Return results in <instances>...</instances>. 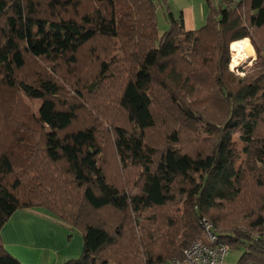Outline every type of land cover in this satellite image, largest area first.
Listing matches in <instances>:
<instances>
[{
  "label": "trees",
  "instance_id": "trees-1",
  "mask_svg": "<svg viewBox=\"0 0 264 264\" xmlns=\"http://www.w3.org/2000/svg\"><path fill=\"white\" fill-rule=\"evenodd\" d=\"M160 1L161 34L153 0H0V230L43 208L82 236L63 264H165L206 222L264 264V0H208L191 31ZM0 264H22L1 238Z\"/></svg>",
  "mask_w": 264,
  "mask_h": 264
},
{
  "label": "crops",
  "instance_id": "crops-1",
  "mask_svg": "<svg viewBox=\"0 0 264 264\" xmlns=\"http://www.w3.org/2000/svg\"><path fill=\"white\" fill-rule=\"evenodd\" d=\"M168 5L174 17L177 13L182 17L187 31L198 29L205 22L208 0H168ZM249 47L253 53L250 44ZM57 222L55 217L16 211L0 230L2 244L22 264H63L79 256L82 250L78 255L75 234L72 235L69 227ZM165 264L173 263L169 261Z\"/></svg>",
  "mask_w": 264,
  "mask_h": 264
},
{
  "label": "rangeland",
  "instance_id": "rangeland-1",
  "mask_svg": "<svg viewBox=\"0 0 264 264\" xmlns=\"http://www.w3.org/2000/svg\"><path fill=\"white\" fill-rule=\"evenodd\" d=\"M153 1L157 4L156 5L157 6V8H156V17H157L158 31L161 34L168 28V21H167L166 15H165V6L162 5L163 2L161 3L160 0H153ZM166 7H167V5H166ZM170 9H171V7H170ZM176 17H179V13L176 14ZM248 40H249V42H250V44L252 46L253 53H251L249 44H247V42L245 40H239V41H244L248 45V50L247 51L249 52L248 53L249 58L244 59L242 61L239 59L238 60L239 63L236 64V66H235V63L232 62V54L230 52V65H229V68L236 75H241L243 73L241 71L242 67L254 66L257 63V61H256V52H255V50L253 48V45H252V43H251L249 38H248ZM230 46H231V44H230ZM230 46H229V49H230ZM239 66H241V67H239ZM58 80H59V82H61L62 86H64L67 89L66 91H68V94H69L70 92H69V89H68V86H67L68 78L63 79V80H60V79H58ZM22 100L28 106L30 112L32 111V114L37 115V109L40 106L41 101L38 100V99H28L26 97H22ZM95 100L97 102L99 100V98H96ZM102 125H103L104 128L106 127V126H104V123ZM47 129H48V131H51L50 127H48ZM107 146H109V145H107ZM229 148H231L232 152L236 156L235 157L236 158L235 159V167L237 168L239 166L241 160H242V157H243L242 152H241L242 142L239 140L237 135H233L232 136V139H231L230 144H229ZM121 177H122V175L119 178L121 179ZM131 190H132V192H134L136 190V188L133 187ZM36 209L37 208H29V209L22 210V211H27V212L30 211V212H33V213L44 215V216L49 217V218H53L54 217L51 213H49L48 211H46L43 208H42L43 210L41 209L42 212L39 211L38 209L37 210ZM57 223L62 224V222H57ZM70 232H71L72 235L75 234L74 240H75V242H77V253L78 252L80 253L81 250H82V236L79 233V231L70 229ZM79 253H78V255H79ZM240 254H241V252L238 251V250H228V253L224 257L223 264H237V260H238V258L240 256Z\"/></svg>",
  "mask_w": 264,
  "mask_h": 264
},
{
  "label": "built area",
  "instance_id": "built-area-1",
  "mask_svg": "<svg viewBox=\"0 0 264 264\" xmlns=\"http://www.w3.org/2000/svg\"><path fill=\"white\" fill-rule=\"evenodd\" d=\"M239 2L240 0H227ZM203 237L196 239L184 250L181 260L172 261L173 264H223L224 257L228 253V248L220 243H216V237L212 233L210 225L203 223ZM254 264V263H247Z\"/></svg>",
  "mask_w": 264,
  "mask_h": 264
},
{
  "label": "bare ground",
  "instance_id": "bare-ground-1",
  "mask_svg": "<svg viewBox=\"0 0 264 264\" xmlns=\"http://www.w3.org/2000/svg\"><path fill=\"white\" fill-rule=\"evenodd\" d=\"M248 45L244 41H234L231 43L230 52L232 54V62L238 64L241 61L249 58ZM244 62V61H243Z\"/></svg>",
  "mask_w": 264,
  "mask_h": 264
}]
</instances>
